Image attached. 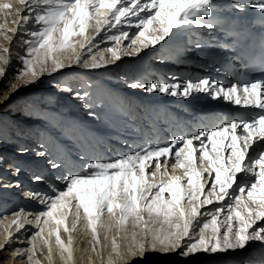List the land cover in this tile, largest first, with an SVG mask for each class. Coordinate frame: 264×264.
<instances>
[{"label": "snow or ice", "instance_id": "1", "mask_svg": "<svg viewBox=\"0 0 264 264\" xmlns=\"http://www.w3.org/2000/svg\"><path fill=\"white\" fill-rule=\"evenodd\" d=\"M226 10L241 15L230 19L222 16ZM250 11L259 13L251 22L243 18ZM0 16L4 20L0 36L9 43L16 38L22 49L16 54L19 66L9 74L12 50L0 45V78H4L0 101L8 99L13 89H30L45 74L52 76L73 66L99 69L149 47L165 48L184 35L189 36L191 45L193 29H219L231 38V47L243 59L252 51L245 42L254 39L252 30L259 25L260 56L264 60V0H0ZM30 23L37 27H28ZM124 41L129 43L124 45ZM105 42L108 46L101 49ZM194 46L199 49L202 45L197 40ZM104 52L110 53V59ZM217 63L211 58L209 67ZM222 70L215 67L218 73ZM127 86L147 94L184 99L204 93L251 111L223 115L220 122L210 126L205 123V114H200L191 133H174L164 143L152 138L137 144L125 142L122 147L127 151L111 159L84 153L74 157L71 150L59 159H48L52 169L61 170L56 179L63 187L42 175L32 177L35 182L48 184L50 194L26 193L43 207L35 213L23 209L12 213L15 219L11 228L16 232L26 224L37 229L26 248H12L13 239L19 237L4 229L0 252L17 257L15 264L19 259L40 264L35 258L38 246L47 249L51 264L53 245L61 261L71 264L72 233L79 225L91 234L89 247L93 252L101 245V230L106 241L115 230L117 235L111 237L110 244L116 257H122L117 236L127 239L129 230L127 251L133 257L149 247L153 251L159 247L162 255L175 253L188 264L190 257L200 253L243 251L255 242L264 245V80L225 87L211 76L168 74L151 82L133 78ZM59 90L73 93L69 86ZM73 94L83 99L78 91ZM88 115L96 114L89 111ZM9 166L15 168L13 175L21 171L18 165ZM61 231L68 234L67 243ZM97 255L103 260L102 250ZM0 264L12 262L4 259ZM106 264L116 261L109 256Z\"/></svg>", "mask_w": 264, "mask_h": 264}, {"label": "bare ground", "instance_id": "2", "mask_svg": "<svg viewBox=\"0 0 264 264\" xmlns=\"http://www.w3.org/2000/svg\"><path fill=\"white\" fill-rule=\"evenodd\" d=\"M218 2L222 3V0H218ZM17 7H19V6H17ZM9 26L14 27L15 25L9 24ZM132 31L134 32L135 29ZM89 35H93V33L90 32ZM185 36L186 35H184L180 39L176 40L178 42V46H176V47H174L172 44H170L169 46H167L165 48H161L160 45H157L155 48L149 47L147 49L141 50L139 55H135V54H133L131 56L124 55V56H122V58L119 61L109 63L106 67H101V68L95 69V70H84L82 68L73 66L71 68L63 69L61 72L55 73L52 76V78L57 76V75H61V74H78V75H85V76H88V77L93 78V79H98L99 74H104V73L110 72V70H115V68L121 67L122 65L128 66V74H129L128 82L130 80H132L133 78H137V77L139 79H141L142 81L151 82L154 80L163 79L168 74L177 75L180 77H185V75L188 72L190 75L193 76V78L208 76L207 75L208 70H207V68L204 69V65L199 64L200 66H198V70L204 69L205 72L198 74V72H196L195 70H192L193 68H191L189 66V62L185 61L186 58H182V57H184L183 55H185V54H183V52H182L183 49H182L181 43L184 42ZM192 37L193 36L191 35V38ZM97 39H98V37H97ZM123 43H124V45H127L129 43V41H124ZM107 46H108V42H105V44H102L99 47L101 49H103ZM220 46L222 47V44ZM93 51L95 52L96 49H94ZM125 51H127L126 48H125ZM160 51H162L164 56L161 57V59L159 61H157L156 54L159 53ZM103 55L105 56L106 59H109L110 53L104 52ZM195 56L198 57V59L205 58V56H203L202 53H198L197 51L195 53ZM166 58H169V60H171V61L168 62L166 60ZM205 60L208 62L209 56H207L205 58ZM125 61H126V63H125ZM18 63L19 62H17L16 60L11 59V65L12 66L8 68L9 74H12L16 70V68L19 66ZM3 79L4 78H0V81H3ZM50 79H51V77H50ZM55 79L57 80L56 77H55ZM106 81H108V80H106ZM43 84H45V83H43ZM43 84H41V85H43ZM34 85L31 86L30 90L20 88L19 91H16L15 89H13L8 93L9 98L6 99L5 101H7V103H10V108H9L8 112H4V113L1 112L0 113V125L2 126V129L0 128V134H2L4 136V135H8L6 133L9 131L14 132V131H18L19 129H22V128H25L27 130L31 128L30 126L27 127V125L30 123V121L26 120V116L24 114L25 112L21 111V110L23 109L22 105L25 104V102H24V99L26 97L25 93H28L27 91L30 92V91L34 90L33 88H35L37 94L34 97V99L37 103L40 102V99H42V98H39V96L41 95V92H43V91L48 92L47 94H45V95H48L47 101H54V104H56V105L58 104L57 105L58 108H56V109L62 117L68 118L74 124L80 125L82 127L86 126L87 129L93 135H95L97 137L93 143H91L89 140H85L83 143H81L79 146H77L76 142L74 143V142L61 141L60 140L61 136H59L60 135L59 130L49 128L47 126L46 121L44 123V121L41 122L40 119L39 120L37 119L35 121L33 120V122L31 124L37 125L38 129L37 130L35 129V132H34V130H31L32 132L30 133V136H29L30 139H19L18 138L19 140H17L16 142L20 144L21 149H23L24 146H27L29 143H31L33 145V143L35 144V142L32 143V139H34L35 137L38 136L37 135L38 132H36V131H39L40 133H43V134H41L42 135L41 139L45 138V140H49L51 145L52 144L54 145L55 152H54V158L53 159H59L63 155L67 154L69 152V150H71V153L74 157L77 156L79 153H84L88 157H96L97 155H99L103 159H111V158H114L115 153L118 154L121 151H127V148L122 147V145H124L125 142H127L129 144H137V143H140L144 139L152 138V139H155L159 143H164L167 140H170L174 133H177V132L191 133L192 131L196 130V123H194V120L200 114H205V116H206L205 123H207L209 126L212 123L220 122L221 121L220 117H221L223 112H220L218 110V106H225L229 103L227 101H224L223 99L213 100V99H211V97L207 96L204 93L194 94L193 96L189 97L188 99H184L183 97H169V96H165L163 94H157V93L147 94V93H145L139 89L138 90H131V91L130 90L129 91L122 90L121 93L124 95V97L128 98V104H129V109H130V116H129L130 122L126 121L127 123H129L130 127H128V128L125 127V128H127V130H125L127 132H123L124 130H123L122 126H118V128L115 127L114 130L113 129L112 130H106V129L99 128V126L97 125V122H96L97 120L95 121V119L92 116L88 115L89 111H88L87 107L75 95L72 94L73 95L72 96V95L66 94L65 96L62 97V96H60L59 93H57V89L54 90L53 87L52 88L49 87L48 89L41 90V88H39L40 84L36 87ZM49 85L52 86L53 84L51 83ZM59 85H57V86H59ZM58 88H60V87H58ZM61 94H64V92H61ZM101 97H102V95H101ZM32 98H33V96H32ZM95 99H98V97H96ZM60 102L62 105L61 104L59 105ZM41 106H43V105H41ZM46 108L50 111H54V110L56 111V109L51 105H48ZM59 108L60 109L69 108L70 111L64 112V111L60 110ZM92 111H93V109H92ZM111 111L113 112V110H111ZM161 111H163L164 113H161ZM96 115H97V113H96ZM126 115H129V114H126ZM175 115H177V116H175ZM9 116L12 119L17 120L16 123L23 124L24 127H19L18 124L8 126V124L4 120L6 118H8ZM100 119H98V120H100ZM186 120H187V124H185L182 127L181 124H184L185 123L184 121H186ZM104 122H105V120H104ZM165 122H168L169 126H165L164 124H161V123H165ZM198 122L199 121H197V123ZM113 123H114V121H113ZM177 124H179V127H177ZM188 124H191V125L188 126ZM17 127H18V129H17ZM8 137L12 138L14 136H12V134H9ZM8 137H5L6 139L4 138V140H3V138L0 139V142H1L0 148L3 150L7 145L6 143H4V141L5 140L7 141ZM11 138H9V139H11ZM107 149H111L112 151L107 152L105 154V151H107ZM3 150H1V151H3ZM116 151H118V152H116ZM25 153H26V151H25ZM31 157L32 158H29L31 161L37 160L34 162V164H37L38 171L39 172L41 171V174L44 177L50 176L49 179L55 180L57 177L56 175L60 174V171H61L60 169H52L49 166V164L47 163V161H48L47 158L41 157V156L40 157H34V155H31ZM25 161L28 162L26 159H25ZM22 165H24V164H22ZM14 169L15 168H13V170ZM77 169L79 170V168H77ZM55 170H57V173L55 172ZM19 173H20L19 176L15 175L17 179H15L12 182V184H9V185H11L10 187H5L2 184L0 185V187L2 186V190L4 191V192L0 193V196L3 197L2 195L5 194V191L7 192L11 188H14V193L12 194V196H13V198L17 199V200L15 199L16 201L21 200L23 202L20 205L21 209H23L25 212H28V213H35L39 210V209L36 210L35 208L40 207L41 205H39L37 203V200L35 198L28 196L24 193L22 195L21 192H25V191H22L21 188L26 186L25 189L32 188V190H31L32 192H40L41 191V193L42 192H49V191L47 188H45V191H42L43 189L38 190V187H33V185L37 182H35L34 180H30V179L27 180V179L23 178L22 175H24V173L22 171H20ZM3 178L4 177L0 175V182L1 183L4 182ZM58 182L61 183L59 180H58ZM17 185H19V187H17ZM61 185H62V183H61ZM29 193H31V192H29ZM20 197H25V199L24 198L22 199ZM4 199L0 198L1 202H3ZM34 202H36V203H34ZM11 210H13V209H11ZM29 218H31V217H29ZM13 219H15V217L12 214H10L7 217V220H4L6 222V228H9V230L12 231L13 234H20L21 232H24V234L17 241L19 246H17V244L14 243V240L12 241L11 246H12V248H16V247L26 248V245H30L31 234L35 231L36 228L34 225L26 224L25 229L21 230V232H16L15 229L11 228V222ZM68 223H69V227H71L72 220H71V223H70V220ZM79 226H81V225H79ZM79 226L77 227V230L72 233V237H73V243H72L73 260H72L71 264H76V262H77V254H76L77 249L83 248L84 242H82V240L80 238L85 237V236H83L84 233L90 234L89 232H86L84 226H81V227H79ZM101 232L104 236L103 230H101ZM129 232H130V230H129ZM25 233H27V235H25ZM113 235H116L115 230H113V232L109 234V240L106 241L103 238V243H104L106 252L111 248L110 240H111V237ZM128 237H129V240L124 239V242L130 241V238H131L130 233H129ZM61 238L65 241V243H67L68 234L61 231ZM3 239H4V233L2 235V238L0 239V243H3ZM87 240H88V238H87ZM124 242H122V243H124ZM130 243H131V241H130ZM130 243H128V244H130ZM21 244H23V246H21ZM259 248L261 251L264 252V246L263 247L261 246ZM42 249L43 250L45 249V252H47L46 248H42ZM245 251H247V253L249 254L252 251V249H248V247H247L245 250L240 252L241 255L244 254ZM55 255L56 254H54V252H52V260L54 259ZM204 255H205L204 253H200V254H197L196 256L192 257V258H194V260H195V257H202ZM5 256H6L5 252H0V260H3L5 258ZM10 257H11L10 260H11L12 264H15V262L17 261L18 258L13 257L11 255V253H10ZM61 262L63 264H65L64 261H61Z\"/></svg>", "mask_w": 264, "mask_h": 264}, {"label": "rangeland", "instance_id": "3", "mask_svg": "<svg viewBox=\"0 0 264 264\" xmlns=\"http://www.w3.org/2000/svg\"><path fill=\"white\" fill-rule=\"evenodd\" d=\"M17 6H19V5H17ZM10 19L11 18H9V21H10ZM3 22H4V20H3L2 16H0V23H3ZM9 24H11V23H9ZM28 27L34 28L37 26H34L33 24L30 23ZM132 30H134V29H132ZM0 45H2L4 47H9L12 50L11 51V59L19 62L16 54H17V51H21L22 49L20 48V45L16 42V38H14L11 43H9L8 41H5L2 36H0ZM159 53L156 54L157 61H159L161 59V56H162V53L161 52H159ZM109 59H110V55H109ZM125 63H126V61H125ZM54 74L55 73H53L52 76ZM52 76H48L47 74H45L41 78L40 82H38L34 86L36 87L40 84L41 87L39 86V88H41V90H45V89H48L49 87L50 88L53 87L54 90L57 89V93H59L60 96H62V97L65 96L66 94L72 95L73 93L78 91L80 93V95L83 97V99H79V100L87 107L88 111H91V112L94 111L95 114L97 113L98 116L95 115L92 117L95 119V121L97 120L96 122H97V125L99 126V128L106 129V130H112V129L114 130L115 127L118 128V126H122V128L124 130L123 132H127L125 130H127V128L130 127V125L126 121L130 120L129 119L130 109H129V104H128V98L124 97V95L121 93V91L122 90H125V91L126 90L127 91L134 90V89H131L127 86L128 78H129L127 65H122L121 67L115 68V70H110V72H107L104 74H99L98 79H93V78H90L88 76L78 75V74H61V75L55 76L57 78V80H56L55 77L52 78ZM50 77H51V79H50ZM106 80H108V81H106ZM43 83H45V84H43ZM51 83L53 84L52 86L49 85ZM2 84H3V81H0V85H2ZM41 84H43V85H41ZM57 85H59V86H57ZM63 86L71 87L73 89V93L61 94V91L59 90L58 87H63ZM33 89H34V90H32L33 92L27 91L28 93H25L26 94V97L24 99L25 104L22 105L23 109L21 110V111L25 112L24 114L26 116V120L30 121V123H29L30 125L26 124L27 127H29V126L31 127L30 129H28L29 131L25 128L19 129L18 131H14V132L9 131L10 132L9 134H12V136H14L13 138L8 137V135L3 136L2 134H0V139L3 138V140H4L5 137H8V139H7L8 142L6 140L4 141V143L7 144L6 147L4 148V150L0 148V157L4 158V164L0 165V175L4 177L3 178L4 182H2V183L0 182V185L2 184L3 186L12 184V182L15 179H17L15 175L13 176V172L15 171V169L13 170L14 167H10L9 165H18L20 167L21 171L24 173V175H22V177L27 179V180L28 179L33 180L31 178L34 175H42L39 173L37 165H33L31 163H28V162L22 161V160H18V159H13L14 156L23 157V155H26L27 158L24 157V160L25 159L28 160V158L31 155H37L38 152L44 151L50 155L49 157L51 159L54 158V152H55L54 145L53 144L51 145L49 140H45V138L41 139L42 138L41 134H43V133H40L39 131H36V132H38V134H37L38 136L36 137V139L35 138L32 139V143L35 142V144L33 143L35 147L31 148V149H27V151H26L27 154L25 152L20 151L21 146L19 143H16V140L30 139L29 136H30V133L32 132L31 130H34V132H35V129L36 130L38 129L37 125L31 124L33 122V120L35 121L37 119L38 120L40 119L41 122L44 121V123L46 121L47 126L49 128L59 130V132H60L59 136H61V138H60L61 141L74 142V143L76 142L77 146H79L85 140H89L91 143H93L95 141V139L97 138L95 135H93L87 129L86 126L82 127L80 125L74 124L68 118L62 117L56 109V108H58L57 107L58 104L57 105L54 104V101H47L48 95H45V94H47L48 92H45V91L41 92V95L39 96V98H42V99H40V102L37 103L34 99V97L37 94L36 89L35 88H33ZM136 90H138V89H136ZM0 95H3V92H0ZM101 95H102V97H101ZM32 96H33V98H32ZM96 97H98V99H95ZM3 102L4 101H0V113L1 112L2 113L8 112V110L10 108V103H7V101H5L4 103ZM60 104H61V102L59 103V105ZM41 105H43V106H41ZM48 105L53 106L56 109V111L55 110L54 111L48 110L46 108ZM92 109H93V111H92ZM60 110H62L64 112L70 111L69 108H62ZM111 110H113V112ZM42 113H43V118H42ZM161 113H164V112L161 111ZM126 114H129V115H126ZM98 119H100V120H98ZM104 120H105V122H104ZM4 121L8 124V126L18 124V123H16L17 120L12 119L10 116L8 118H6ZM113 121H114V123H113ZM18 126L24 127L23 124H18ZM125 127H127V128H125ZM0 128L2 129L1 125H0ZM17 129H18V127H17ZM9 138H11V139H9ZM0 144H1V142H0ZM29 145L24 146V148L25 147L26 148L31 147L32 144H29ZM1 150H3V151H1ZM107 152H110V151H105V154ZM116 152H118V151H116ZM116 155L117 154L115 153L114 157ZM37 156H39V155H37ZM96 157L101 158V156H99V155H97ZM22 164H24V165H22ZM76 170L79 171L78 169H76ZM55 172L57 173V170H55ZM19 175H20V173L18 174V176ZM47 180L50 181L51 183L54 182L55 185L57 184V186H59V187H63V185H61V183H59L57 179L52 180V179H49L47 177ZM40 184L41 185H38V186L33 185V187H38V190L43 189L42 191H45V186L49 187V185L46 183H40ZM27 189H24L22 187V191H25V192H21V194L23 195V193L26 194V193L32 192L31 191L32 188H30V189L27 188ZM2 192H4V191L2 190V186H1L0 187V193H2ZM5 193H9L12 196V194L14 193V188H11L7 192L5 191ZM0 198H3V197L0 196ZM20 198L25 199V197H20ZM22 203L23 202L21 200H18V202H16V200L14 198H11V197L5 198L4 201L2 203H0V210L2 211V212L0 211V239L2 238V235L4 233V229L6 228V222L4 220H7V217L10 214H12L14 212H18L19 209L21 210L20 205ZM34 203H36V202H34ZM216 206L217 205H211L209 207L214 208ZM40 208H42V205L40 207H36L35 209L38 210ZM11 209H13V210H11ZM71 220L72 219H70V223H71ZM81 226H83V225H81ZM81 226H79V227H81ZM84 228L86 230L85 226H84ZM35 231H37V229H35ZM27 233H25V235H27ZM23 234H24V232H21L20 234H13V235L14 236L16 235L15 237H19V239H20ZM83 236H85V237H81L80 239L82 240V242H84V245H83L82 249L78 248L76 251V254H77L76 264H106L109 256H111L112 259L114 261H116V264H188V262L182 261L175 253H169L167 255H162L161 249L159 247H157V249L155 251H153L149 247V248H147V251L144 254H140L139 252H137L136 256L133 257L127 251L128 246L130 245L128 243H130L131 238H130V241L124 242V239H121L119 236H117V243L120 244V246H121L122 257H116L115 254L111 252V248L107 252L105 251V246L103 243L104 236H103L102 232L100 233L101 245H97V252H101V250H102L103 260H101L100 256L97 255V252L91 251V249L89 247L90 242H91V234L84 233ZM87 238H88V240H87ZM13 240H14V243H16L17 246H19L17 243L18 240L17 239H13ZM127 240H129V237L127 238ZM122 242H124V243H122ZM21 246H23V244H21ZM29 246L30 245H26V247H29ZM261 246L263 247L264 245H261L260 243L255 242V243H251L248 246V249H252V251L249 254L247 253V251H245L244 254H242V255L240 253L241 251L217 253V254H205L202 257H195V260H194V258L190 257L189 262H190V264H245V261H247V264H264V252L261 251L259 248ZM42 248H43L42 246H38L35 258L40 261V264H50L49 260L47 259V252H45V249L43 250ZM53 252L56 255H55L54 259L51 261V264H63L61 262V259H60V254L54 245H53ZM5 253H6V256L4 259H10L11 258L10 252H5ZM41 253H43V254H41ZM141 256H142V258H141ZM19 264H28V262L26 259H19Z\"/></svg>", "mask_w": 264, "mask_h": 264}]
</instances>
